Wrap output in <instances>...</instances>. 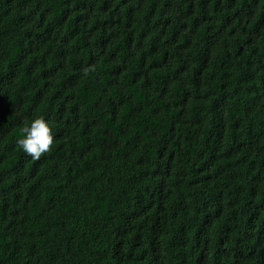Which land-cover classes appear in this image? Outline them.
Wrapping results in <instances>:
<instances>
[{
	"label": "trees",
	"instance_id": "trees-1",
	"mask_svg": "<svg viewBox=\"0 0 264 264\" xmlns=\"http://www.w3.org/2000/svg\"><path fill=\"white\" fill-rule=\"evenodd\" d=\"M0 264H264V0H0Z\"/></svg>",
	"mask_w": 264,
	"mask_h": 264
},
{
	"label": "clouds",
	"instance_id": "clouds-1",
	"mask_svg": "<svg viewBox=\"0 0 264 264\" xmlns=\"http://www.w3.org/2000/svg\"><path fill=\"white\" fill-rule=\"evenodd\" d=\"M87 71L86 69L85 74ZM20 133L21 138L17 140V146L32 159L39 160L42 155L51 151L54 137L50 126L42 117L35 118L30 125L25 124Z\"/></svg>",
	"mask_w": 264,
	"mask_h": 264
}]
</instances>
